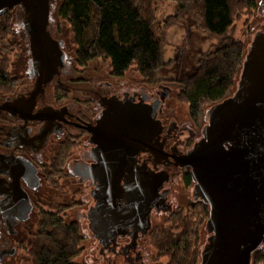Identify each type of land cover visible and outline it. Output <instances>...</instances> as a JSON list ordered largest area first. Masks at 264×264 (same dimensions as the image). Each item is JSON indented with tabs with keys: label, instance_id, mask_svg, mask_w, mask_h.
<instances>
[{
	"label": "flooded vegetation",
	"instance_id": "obj_1",
	"mask_svg": "<svg viewBox=\"0 0 264 264\" xmlns=\"http://www.w3.org/2000/svg\"><path fill=\"white\" fill-rule=\"evenodd\" d=\"M13 2L0 0V264H25L50 214L81 223L87 239L109 236L112 245L97 247L110 253L104 262L147 264L142 243L155 228L154 217L186 205L177 203L185 197L175 186L190 177L193 201L202 199L192 171L179 158L202 140L206 119L202 125L177 114L168 89L118 92L108 78L123 77L87 76L89 62L80 66L61 34L63 0H47L46 8L43 0L31 7ZM32 23L50 38L47 51L62 54L42 74ZM122 115L133 119L134 133L135 119L152 115L143 138L162 154L141 148L139 140L124 152L115 139L107 140L105 121ZM137 196L139 206L126 209ZM54 199L62 201L52 211L48 204ZM111 203L127 210L116 222L105 208Z\"/></svg>",
	"mask_w": 264,
	"mask_h": 264
},
{
	"label": "trees",
	"instance_id": "obj_2",
	"mask_svg": "<svg viewBox=\"0 0 264 264\" xmlns=\"http://www.w3.org/2000/svg\"><path fill=\"white\" fill-rule=\"evenodd\" d=\"M235 1L242 5L244 0ZM246 1L253 11L260 6V0ZM173 2L175 10L165 18L158 16L157 0H63L60 15L70 25L80 65L104 58L117 77L125 76L134 65L153 83L168 64L163 47L170 28L181 21L184 12L189 13L199 28L221 38L202 53L198 70L180 81L178 94L190 105L192 118L201 124L206 105L235 93L249 48L233 34V0ZM190 180L187 177L188 184ZM210 215V205L203 199L180 206L154 228L149 242L168 256L166 264H197L202 255L200 229ZM84 240L78 222L50 214L34 245L35 264H81L77 258L85 250ZM251 264H264V246L253 253Z\"/></svg>",
	"mask_w": 264,
	"mask_h": 264
},
{
	"label": "water",
	"instance_id": "obj_3",
	"mask_svg": "<svg viewBox=\"0 0 264 264\" xmlns=\"http://www.w3.org/2000/svg\"><path fill=\"white\" fill-rule=\"evenodd\" d=\"M38 1L13 3L31 7ZM43 5L48 7L47 0ZM260 9L264 17V0ZM31 26L35 61L40 74L46 73L52 58L60 63L62 54L54 56L47 51L46 41L50 38L44 27L39 30L33 23ZM139 113L143 115L144 111ZM126 116L105 121L107 140L115 139L124 146L123 152L139 140L141 148L162 154L160 147H152L143 138L152 115L135 119V133L133 119ZM205 119L202 140L179 158V163L192 171L202 199L210 205L206 226L213 235L202 248L200 264H251L253 253L264 246V30L256 34L249 47L238 90L208 109ZM138 196L129 201L126 209L139 206ZM105 208L115 222L120 212L127 211L117 203ZM132 213L128 211V215Z\"/></svg>",
	"mask_w": 264,
	"mask_h": 264
},
{
	"label": "rangeland",
	"instance_id": "obj_4",
	"mask_svg": "<svg viewBox=\"0 0 264 264\" xmlns=\"http://www.w3.org/2000/svg\"><path fill=\"white\" fill-rule=\"evenodd\" d=\"M262 0H260L261 4ZM158 3V16L160 18H165L167 15L171 14L175 10V2L173 0H157ZM233 9L236 11V18L234 23V35L238 36L241 40L245 42L246 48H249L253 44L254 37L259 31L264 30L263 22L264 17L261 12L260 6L255 8L253 11L249 6L246 0L242 2V5L239 2L233 0ZM184 15L181 18V21L178 22L175 26L170 28L169 34L164 42V58L168 60V64L164 65L158 72L159 78L154 80L153 83H149V80H146L137 70L136 66H131L130 69L126 72L123 79L117 78H108L113 81L118 89V92L124 90L129 91L133 88L138 90V93L141 94L143 91L141 89L146 90V93L153 92L154 90H159L164 88L168 89L171 92V99L174 102V106L177 110V114H181L183 117H189L190 114V105L184 98L179 96V92L181 90V82L184 78L188 77L190 74L192 75L198 70V63L201 58V55L204 51H207L214 46L216 43L220 42L221 38L217 36H212L211 34L203 31L199 28L196 20L189 14L183 13ZM62 26V37L67 43L68 52L70 55H76L77 47L73 40V34L70 28V25L65 21H61ZM77 56V55H76ZM87 66L86 75H94L95 77H99L101 80H107V76L111 75V65L110 61L104 58L95 59L89 62ZM83 66V65H80ZM242 68L239 71L237 76V88L238 90V82L240 80ZM87 75V76H88ZM121 87V88H120ZM235 91V92H236ZM77 95L76 93H74ZM178 94V95H177ZM213 105L208 104L205 107V111L203 114V122L208 109H210ZM186 184V185H185ZM175 190L185 198H180L177 203L188 204L193 201L191 197L192 187L186 182H179L177 186H175ZM79 194V193H78ZM55 197V194H54ZM78 197V195H77ZM54 202H50L49 209L56 210L57 203L60 200L54 199ZM76 214V212H75ZM74 212H72V216ZM168 214H161V216H156L153 219L154 227H158L163 224L167 218ZM203 224L201 226V240H200V254L203 246H207L209 244V238L213 235V231L208 229L207 219L203 220ZM80 230L83 236H85V232L82 229V224L79 223ZM143 242L142 244L147 250V264H166L168 262V256L159 252L160 247H157L153 244L151 245L149 240ZM112 239L108 237H104L101 241L98 237L92 236L88 239L84 240V245L86 246V250L77 258V261L81 264H124L121 261L114 260L113 261H103L105 256L110 255L107 251L104 255L100 253V250L97 249L99 245H112ZM149 242V243H148ZM105 250V249H104ZM35 252H27V261L25 264H35ZM158 255V257H156ZM104 257V258H103ZM157 258V259H155ZM107 262V263H106ZM201 263V257L197 264Z\"/></svg>",
	"mask_w": 264,
	"mask_h": 264
}]
</instances>
